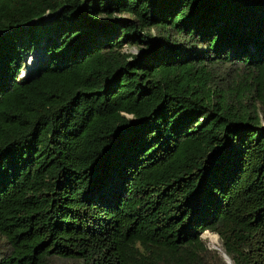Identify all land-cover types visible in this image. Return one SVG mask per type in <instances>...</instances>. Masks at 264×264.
I'll list each match as a JSON object with an SVG mask.
<instances>
[{
    "label": "trees",
    "instance_id": "1",
    "mask_svg": "<svg viewBox=\"0 0 264 264\" xmlns=\"http://www.w3.org/2000/svg\"><path fill=\"white\" fill-rule=\"evenodd\" d=\"M224 254L264 264V0H0V264Z\"/></svg>",
    "mask_w": 264,
    "mask_h": 264
},
{
    "label": "bare ground",
    "instance_id": "2",
    "mask_svg": "<svg viewBox=\"0 0 264 264\" xmlns=\"http://www.w3.org/2000/svg\"><path fill=\"white\" fill-rule=\"evenodd\" d=\"M40 63V58L39 55H32L28 58V67H27V71L25 70L24 72V76H26L27 74H29L31 71H34V69L36 68V66ZM29 72V73H28ZM211 239L214 245H218L219 241H218V237L215 235H211ZM220 246V245H219Z\"/></svg>",
    "mask_w": 264,
    "mask_h": 264
},
{
    "label": "rangeland",
    "instance_id": "3",
    "mask_svg": "<svg viewBox=\"0 0 264 264\" xmlns=\"http://www.w3.org/2000/svg\"><path fill=\"white\" fill-rule=\"evenodd\" d=\"M46 37H47V35H45V34L42 35V39H41L40 46H44V44H45V40H46ZM42 50H43V49H42ZM38 52H40L41 54L43 53V51H42V52H41V51H37V52H34V53H32V54H29V55H28V58H29L30 56H32V55H37ZM41 56H42V57H45L44 54H42ZM41 56H39V58H40ZM28 58H27V59H28ZM26 71H27V70H26ZM24 72H25V70L21 72L20 77L23 76ZM211 235H215V236H217L216 234H213V233H210V232H206V233L203 235V237H204V239L208 240V242H209V244H210V246H211L212 248H218V249H220L221 243H220L219 238H218L219 244H218V245H214L213 242H212V239H211ZM217 237H218V236H217ZM219 245H220V246H219Z\"/></svg>",
    "mask_w": 264,
    "mask_h": 264
},
{
    "label": "water",
    "instance_id": "4",
    "mask_svg": "<svg viewBox=\"0 0 264 264\" xmlns=\"http://www.w3.org/2000/svg\"><path fill=\"white\" fill-rule=\"evenodd\" d=\"M23 76H24V75H23ZM217 236H218V235H217ZM218 238H219V236H218ZM216 249H218V248H216ZM223 257L225 258V260H226V262H227L228 264H233V263H232V260L228 257L227 254H224Z\"/></svg>",
    "mask_w": 264,
    "mask_h": 264
}]
</instances>
